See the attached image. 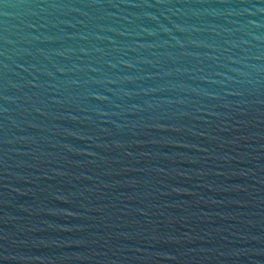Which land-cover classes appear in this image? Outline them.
<instances>
[{"label":"water","instance_id":"95a60500","mask_svg":"<svg viewBox=\"0 0 264 264\" xmlns=\"http://www.w3.org/2000/svg\"><path fill=\"white\" fill-rule=\"evenodd\" d=\"M0 264H264V0H0Z\"/></svg>","mask_w":264,"mask_h":264}]
</instances>
